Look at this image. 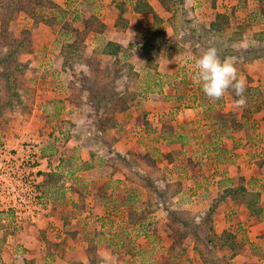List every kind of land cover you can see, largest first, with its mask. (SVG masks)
<instances>
[{
  "label": "rangeland",
  "instance_id": "obj_1",
  "mask_svg": "<svg viewBox=\"0 0 264 264\" xmlns=\"http://www.w3.org/2000/svg\"><path fill=\"white\" fill-rule=\"evenodd\" d=\"M100 1L0 0V264H24L27 257L36 264H202L185 249L177 259L166 254V208L189 219L187 209L205 200L204 176L197 177L203 185L189 184L171 198L175 188L164 175H137L142 164L136 149L129 157L111 149L121 135L143 143L142 127L131 122L130 112L139 98L162 92L170 80L152 72L151 59L134 47L176 54V74L188 85L182 65L196 58L178 45L182 33L163 29L141 33L135 45L122 46L125 53L105 48V55L109 34L94 22L92 30L100 33L95 37L78 23ZM194 17L193 25L207 22L200 13ZM199 28L191 35L201 34ZM239 31L249 34L242 26ZM146 80L150 88L143 95ZM94 165L112 166L132 181L123 188L108 176L111 191L101 215L91 205L88 175H81ZM119 174L116 181L123 180ZM210 177L219 188L222 179ZM140 178L147 179L146 189L138 187L146 184ZM230 257L211 258L226 264Z\"/></svg>",
  "mask_w": 264,
  "mask_h": 264
},
{
  "label": "crops",
  "instance_id": "obj_2",
  "mask_svg": "<svg viewBox=\"0 0 264 264\" xmlns=\"http://www.w3.org/2000/svg\"><path fill=\"white\" fill-rule=\"evenodd\" d=\"M104 1H100L101 6L92 9L94 14L90 11L83 13L78 23L85 28L90 17L96 15L103 25L102 34H111L104 39L106 41L126 47L130 43L135 45L141 33L148 35L150 31L158 33L162 29L182 33L180 25L175 23V26L171 22L172 12L164 10L156 0H146L153 11L150 14L133 9L138 0ZM184 2L192 18L196 20L194 16L200 13L201 20L207 21L204 24L200 22L205 27H209L218 14L229 17L230 26L223 31L228 36L223 33L222 36L231 38L232 52L227 58L236 60L239 75L246 79V104L242 108L237 107L238 97L231 89L220 100H210L200 87L186 84L176 74V54L171 52L169 55L167 50H159L151 60L152 72L157 71L170 80L162 92L152 93L145 99L139 98V104L132 108L129 116L132 123L142 127L143 143L139 141L137 145L131 135H121L111 149L126 157L134 154L132 149H136V156L142 164L136 170L137 175H164L166 181L172 183L170 189L175 188L171 198L178 196L189 184H200L201 179L197 177L204 176V185L201 184L207 189L205 200L193 204L197 212L193 208L187 211L191 222H199L204 229L213 231L214 241L203 243L206 253L231 256L226 258V264H264V57L246 59L243 53L254 44V35L264 32V0ZM89 13L91 15L87 16ZM235 24L238 26L230 35ZM241 26L244 30L248 29L249 34L239 31ZM146 28L149 30H144ZM89 33L95 37L100 35L93 30ZM179 37L178 45L182 44L183 49H188L197 59L190 43L183 42ZM98 42L100 38L95 39L93 46L98 47ZM164 42L167 43L165 46L170 45V41L164 39ZM143 82L148 83V80ZM82 150L87 151L89 147ZM81 158L82 165L87 166L88 160L83 154ZM84 172L81 175H88L93 186L91 205L98 215H101L102 208L108 206V193L111 191V188L108 189V176H112L115 186L124 188V185L128 187L127 184H132L130 178L112 166L109 169L107 165H94ZM118 172L123 180L116 181ZM182 174L189 177L183 178ZM213 175L218 176L216 180L222 179L217 189L210 185L214 179L209 178ZM205 180H208L206 184ZM153 183L160 189L159 181ZM137 185L146 189L141 182ZM168 231L167 228L166 251L171 243ZM189 238L193 241L187 247ZM184 241L186 253L198 256L193 235H187Z\"/></svg>",
  "mask_w": 264,
  "mask_h": 264
},
{
  "label": "trees",
  "instance_id": "obj_3",
  "mask_svg": "<svg viewBox=\"0 0 264 264\" xmlns=\"http://www.w3.org/2000/svg\"><path fill=\"white\" fill-rule=\"evenodd\" d=\"M160 6L168 11L172 12L170 17L171 22L179 24L182 30V40L185 43H190L192 50L200 55L209 45L215 44V46L220 50L221 58H227L230 56L232 49H231V38L230 37H223V31L230 26L229 17L225 14H218L215 16L214 21H212L209 27H205L203 25H193L192 17L188 14V8L185 6L184 0H156ZM138 12H142L145 14L153 13L151 6L148 4L146 0H138L133 8ZM11 14V12H10ZM1 17V15H0ZM3 20V19H2ZM176 21V22H175ZM89 23H86L85 29L87 32L92 30L95 26H93L94 22H96L101 28H103L102 23L92 16L88 20ZM176 23V24H175ZM196 27H200V33L196 37L191 35V31H195ZM103 31V30H101ZM197 39H200L199 41ZM210 40V43L207 41ZM105 55L108 54L105 48H111L114 46L116 54L119 51H124V48L112 41H106L103 44ZM244 56L246 59H255L259 57H264V32H258L254 35V44L248 47L247 50H244ZM120 56V54H119ZM153 59V57L149 58ZM255 125V124H254ZM146 177V176H144ZM143 179L144 178H140ZM146 182L143 183L144 186L148 187L147 179L144 180ZM168 221L166 222V227L169 229V238L171 239V243L166 251V254L170 258L177 259V255H182L184 252V240L187 235H193V239L195 242L194 249L198 251L202 264H210L213 261L211 257H216L213 254L206 253V247L203 246L206 240L214 241L212 236L213 231L209 228V230L204 229L201 227L202 224L199 222L193 223L187 216H182L183 211H178L177 209L166 208ZM209 218V217H208ZM207 219V218H206ZM207 226V224H204ZM212 231V233H211ZM138 232V231H137ZM124 236V233L123 235ZM183 248V250H182ZM218 262V261H217ZM216 261H213V264H217ZM24 264H36V261L33 259H26L24 260Z\"/></svg>",
  "mask_w": 264,
  "mask_h": 264
},
{
  "label": "clouds",
  "instance_id": "obj_4",
  "mask_svg": "<svg viewBox=\"0 0 264 264\" xmlns=\"http://www.w3.org/2000/svg\"><path fill=\"white\" fill-rule=\"evenodd\" d=\"M234 58H221L215 44L209 45L196 59L194 83L212 101L220 100L230 89L238 97L237 107L246 104V79L239 75Z\"/></svg>",
  "mask_w": 264,
  "mask_h": 264
},
{
  "label": "built area",
  "instance_id": "obj_5",
  "mask_svg": "<svg viewBox=\"0 0 264 264\" xmlns=\"http://www.w3.org/2000/svg\"><path fill=\"white\" fill-rule=\"evenodd\" d=\"M135 51H141L148 59L154 56V52L152 51V47L150 45H139L137 44L134 47ZM195 59L191 58V60H187L186 62L184 61L182 67H183V71L184 74H187L186 76L189 78L188 81L192 83H194L193 80V74L194 71L196 69V64H195ZM195 84V83H194ZM148 88H150V83H146V86H144L143 88V92H141L143 95L148 93Z\"/></svg>",
  "mask_w": 264,
  "mask_h": 264
}]
</instances>
